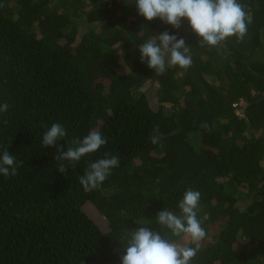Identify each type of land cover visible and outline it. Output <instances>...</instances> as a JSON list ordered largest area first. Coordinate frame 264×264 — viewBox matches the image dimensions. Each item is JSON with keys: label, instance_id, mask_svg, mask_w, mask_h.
I'll list each match as a JSON object with an SVG mask.
<instances>
[{"label": "trees", "instance_id": "obj_1", "mask_svg": "<svg viewBox=\"0 0 264 264\" xmlns=\"http://www.w3.org/2000/svg\"><path fill=\"white\" fill-rule=\"evenodd\" d=\"M239 2L243 40L210 47L186 19L145 20L135 0H0V154L23 161L0 175V264H121L125 230L159 232L157 213L180 215L188 189L212 234L190 264H264V0ZM164 31L192 64L166 60L157 75L138 47ZM53 123L65 151L92 129L107 143L61 174L56 147L41 146ZM105 153L119 167L85 191L79 176Z\"/></svg>", "mask_w": 264, "mask_h": 264}, {"label": "clouds", "instance_id": "obj_2", "mask_svg": "<svg viewBox=\"0 0 264 264\" xmlns=\"http://www.w3.org/2000/svg\"><path fill=\"white\" fill-rule=\"evenodd\" d=\"M137 12L147 21L159 18L163 23L179 30L183 20H187L191 30L199 37L200 46L215 47L230 37L243 40L246 32L248 13L245 5L239 0H135ZM141 62L162 75L167 65L179 66L187 69L192 64L189 46L183 38L170 34L168 31L158 36H151L138 47ZM9 109L8 103L0 104V114ZM6 124L7 121H4ZM67 135L65 127L60 123H53L43 136L41 146L56 147V170L64 174L68 164L74 168L81 158L96 153L107 143L106 137L96 129H92L86 136L73 139L67 145V150L58 145ZM153 144L158 143L152 137ZM67 162V164L65 163ZM119 157L105 153L103 158L89 163L83 174L79 176V183L85 191L99 189L111 174L113 168L119 167ZM23 166V161H17L16 156L4 149L0 154V175L15 176L17 169ZM201 193L188 189L178 203L180 215L163 209L157 213L155 223L160 231L140 225L136 229H126L119 241L123 246L124 255L120 256L121 264H190L197 255L199 241L205 237L202 227L208 215L198 219ZM167 229L174 237L190 239L195 247L186 246L176 240L165 238L163 230Z\"/></svg>", "mask_w": 264, "mask_h": 264}, {"label": "rangeland", "instance_id": "obj_3", "mask_svg": "<svg viewBox=\"0 0 264 264\" xmlns=\"http://www.w3.org/2000/svg\"><path fill=\"white\" fill-rule=\"evenodd\" d=\"M241 114H243V111L241 112ZM91 216H92L93 219L98 220L100 215H99V213L97 211L91 210ZM101 220L103 221V218H101ZM211 236H212V234L210 233V230H207V231H205L204 239L201 240V241H205L207 239L211 240ZM190 242H191L190 239H184L183 236H182V240H181L180 243L186 244V243H190Z\"/></svg>", "mask_w": 264, "mask_h": 264}, {"label": "built area", "instance_id": "obj_4", "mask_svg": "<svg viewBox=\"0 0 264 264\" xmlns=\"http://www.w3.org/2000/svg\"><path fill=\"white\" fill-rule=\"evenodd\" d=\"M240 106H243V103H241V104H240ZM237 111H238V113H239L240 115H242V116H243V114H244V113H243V114H241V112H242L243 110H240V109H238Z\"/></svg>", "mask_w": 264, "mask_h": 264}]
</instances>
